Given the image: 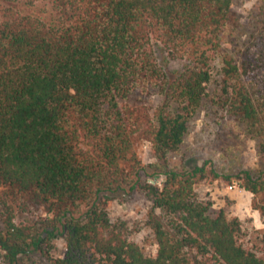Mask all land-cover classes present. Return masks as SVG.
<instances>
[{
  "label": "trees",
  "instance_id": "1",
  "mask_svg": "<svg viewBox=\"0 0 264 264\" xmlns=\"http://www.w3.org/2000/svg\"><path fill=\"white\" fill-rule=\"evenodd\" d=\"M233 1L0 0V264L48 255L57 237L54 264H264L238 242L239 220L199 198L205 166L169 164L206 104L264 152V30L228 51ZM37 3L50 20L19 10ZM140 88L158 104H131ZM139 139L161 186L143 179ZM243 175L245 190L264 191V178ZM131 193L151 202L155 256L110 219L116 195ZM31 206L44 212L17 223Z\"/></svg>",
  "mask_w": 264,
  "mask_h": 264
},
{
  "label": "rangeland",
  "instance_id": "2",
  "mask_svg": "<svg viewBox=\"0 0 264 264\" xmlns=\"http://www.w3.org/2000/svg\"><path fill=\"white\" fill-rule=\"evenodd\" d=\"M19 10L48 21L52 13L49 6L37 3L33 7L20 4ZM264 30V0H234L227 27V50L241 52ZM157 49V48H156ZM157 55L163 58L160 49ZM184 62L169 64L172 70L179 69ZM159 98L153 91L134 93L130 103L155 106ZM259 141L247 134L245 127L228 116L224 111L202 105L189 122L188 133L180 150L169 156L171 167L205 166L208 177L199 181L194 189L199 198L212 204L214 210H223L229 218H237L241 225L238 242L247 250H253L264 257V191L253 194L243 188V172H250L254 179L264 178V152L259 149ZM135 149L141 164L145 167L143 179L156 182L161 186V176L152 178L157 172L151 167L156 158L151 152V145L137 140ZM211 170L219 174L213 179ZM226 177H230L227 179ZM241 178V179H239ZM124 197V199L122 198ZM151 202L139 193L126 196L116 195L109 207L111 221L117 219L127 223L131 239L140 246L146 256H155L157 245L152 230L147 225V214ZM44 211L31 206L27 213L19 214L16 222H24ZM2 221L0 217V228ZM65 251L62 237H57L48 255L31 253L20 264H54Z\"/></svg>",
  "mask_w": 264,
  "mask_h": 264
}]
</instances>
